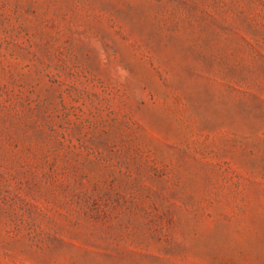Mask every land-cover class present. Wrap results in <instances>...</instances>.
Returning <instances> with one entry per match:
<instances>
[{
    "label": "rangeland",
    "instance_id": "374dc122",
    "mask_svg": "<svg viewBox=\"0 0 264 264\" xmlns=\"http://www.w3.org/2000/svg\"><path fill=\"white\" fill-rule=\"evenodd\" d=\"M0 264H264V0H0Z\"/></svg>",
    "mask_w": 264,
    "mask_h": 264
}]
</instances>
